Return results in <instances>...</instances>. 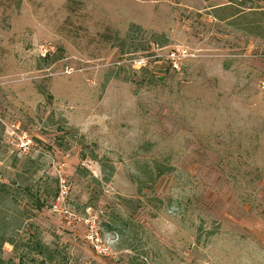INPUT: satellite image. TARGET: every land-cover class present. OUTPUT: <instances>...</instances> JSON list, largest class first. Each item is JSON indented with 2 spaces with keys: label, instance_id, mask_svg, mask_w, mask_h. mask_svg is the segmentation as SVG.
Listing matches in <instances>:
<instances>
[{
  "label": "rangeland",
  "instance_id": "374dc122",
  "mask_svg": "<svg viewBox=\"0 0 264 264\" xmlns=\"http://www.w3.org/2000/svg\"><path fill=\"white\" fill-rule=\"evenodd\" d=\"M263 82L264 0H0L3 262L264 264Z\"/></svg>",
  "mask_w": 264,
  "mask_h": 264
},
{
  "label": "built area",
  "instance_id": "2783aa9c",
  "mask_svg": "<svg viewBox=\"0 0 264 264\" xmlns=\"http://www.w3.org/2000/svg\"><path fill=\"white\" fill-rule=\"evenodd\" d=\"M165 58L166 60H168L171 69L173 70L180 69L183 55L182 53H180L179 49H174V48L170 49L168 52H166ZM136 63L138 66L145 65L144 64L145 61L143 58L137 59ZM263 87H264V82H263ZM17 140H18V144H17L18 148L24 152L31 149L34 144L31 136L26 132L19 133V135L17 136ZM60 181H61L60 191L63 193L65 192L64 180L60 179ZM60 191H59V194L61 193ZM89 238L91 242L93 243L97 253L106 254V250L104 251V249L106 248L105 247L102 248L103 246L102 241L98 235V232L94 229V226H91Z\"/></svg>",
  "mask_w": 264,
  "mask_h": 264
},
{
  "label": "trees",
  "instance_id": "16d2710c",
  "mask_svg": "<svg viewBox=\"0 0 264 264\" xmlns=\"http://www.w3.org/2000/svg\"><path fill=\"white\" fill-rule=\"evenodd\" d=\"M115 38H117L116 35H115ZM5 242H9L10 244H12V241L10 239H8L7 237H4V235L0 233V250H1L2 244ZM24 246L27 248V250L35 251V253L43 256V258L45 259L48 257L46 255L50 254V249L38 240H31L25 243ZM0 264H5L1 257H0ZM17 264H23L22 258L18 260Z\"/></svg>",
  "mask_w": 264,
  "mask_h": 264
}]
</instances>
